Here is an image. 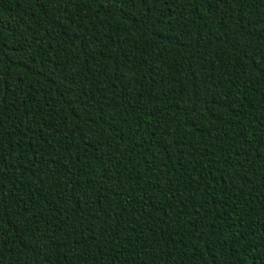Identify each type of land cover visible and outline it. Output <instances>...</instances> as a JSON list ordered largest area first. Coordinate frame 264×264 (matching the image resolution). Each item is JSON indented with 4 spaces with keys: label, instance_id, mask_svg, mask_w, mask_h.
I'll return each instance as SVG.
<instances>
[{
    "label": "trees",
    "instance_id": "obj_1",
    "mask_svg": "<svg viewBox=\"0 0 264 264\" xmlns=\"http://www.w3.org/2000/svg\"><path fill=\"white\" fill-rule=\"evenodd\" d=\"M0 264H264V0H0Z\"/></svg>",
    "mask_w": 264,
    "mask_h": 264
}]
</instances>
